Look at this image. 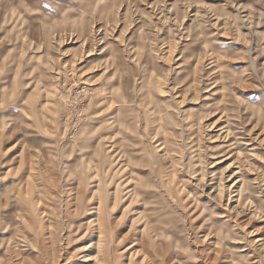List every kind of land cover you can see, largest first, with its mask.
Segmentation results:
<instances>
[{
	"label": "rangeland",
	"instance_id": "obj_1",
	"mask_svg": "<svg viewBox=\"0 0 264 264\" xmlns=\"http://www.w3.org/2000/svg\"><path fill=\"white\" fill-rule=\"evenodd\" d=\"M263 181L264 0H0V264H264Z\"/></svg>",
	"mask_w": 264,
	"mask_h": 264
},
{
	"label": "bare ground",
	"instance_id": "obj_2",
	"mask_svg": "<svg viewBox=\"0 0 264 264\" xmlns=\"http://www.w3.org/2000/svg\"><path fill=\"white\" fill-rule=\"evenodd\" d=\"M100 31V30H99ZM87 43V40H84V44H86ZM138 56V55H137ZM149 79V78H148ZM148 81H150V80H148ZM151 83V82H150ZM135 89V88H134ZM122 90V89H121ZM161 92V91H160ZM85 93V92H84ZM123 93V92H122ZM124 96V95H123ZM125 97V96H124ZM135 100V99H134ZM160 104V103H159ZM171 111V110H170ZM169 112V111H168ZM162 115V114H161ZM111 120H113L114 121V117H111L110 118ZM112 121V122H113ZM118 121V120H117ZM122 121V120H121ZM137 134V133H136ZM113 157V156H112ZM115 159V158H114ZM127 162V161H126ZM220 163H221V161H220ZM220 163H218V164H220ZM131 164V163H130ZM228 168H231V165L228 167ZM234 170V169H233ZM237 170V169H236ZM247 170V169H246ZM248 171H249V169H248ZM227 172V171H226ZM176 178V177H175ZM219 178L221 179V181H224L225 179H226V177H223V173L221 174V175H219ZM128 180V179H127ZM130 180V179H129ZM264 182V181H263ZM143 184V183H142ZM117 187V186H116ZM263 187V186H262ZM223 189L221 190V193H225L224 192V189H226L227 187H225V185H223V187H222ZM27 190H28V193H29V188H27ZM33 194V193H32ZM182 194V193H181ZM222 196V195H221ZM32 197V196H31ZM34 198V197H33ZM29 203L31 204V205H35V203H33V201H32V198L30 199V201H29ZM98 207H96L97 208V210L98 211H100L101 210V212L102 211H107L108 209H109V206L107 207V209H106V206H104L102 203H100V202H98ZM15 205H16V203H15ZM99 206H100V210H99ZM17 207V206H16ZM32 208V207H31ZM34 208V210H33V212H32V215L36 212V209H35V207H33ZM86 211H87V209H86ZM111 213V211L109 212V214ZM100 216V215H99ZM101 219H102V217H101ZM30 222H31V220H29ZM100 221V220H99ZM102 221V220H101ZM92 222V220L89 222V223H91ZM32 223V222H31ZM102 224V223H101ZM100 225V224H99ZM104 226H105V224H104ZM33 227V224H28V223H26V226H24V229H22V230H20V231H18L19 233H22L21 234V236H22V238L24 239V243H30V245L31 244H33L32 242H31V240H30V236H31V232L33 231V229H32V231H29V229L30 228H32ZM97 227H98V225H97ZM100 227H101V225H100ZM98 230H99V228H98ZM106 231V226H105V230H104V233H103V231L102 232H100L99 233V235H98V237H99V239H100V241L99 242H102V236H104L105 235V232ZM218 237H219V235H218ZM221 239V238H220ZM264 243V242H263ZM92 246V244L91 245H89L88 247H87V249L88 248H90ZM262 246V245H261ZM98 247H99V245H98ZM263 247H264V244H263ZM39 249V248H38Z\"/></svg>",
	"mask_w": 264,
	"mask_h": 264
}]
</instances>
